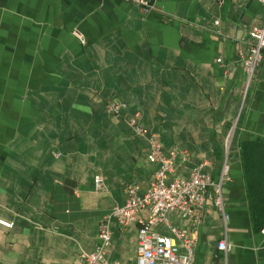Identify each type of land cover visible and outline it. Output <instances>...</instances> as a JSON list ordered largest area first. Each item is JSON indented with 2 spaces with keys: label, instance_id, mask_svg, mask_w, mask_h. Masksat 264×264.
Instances as JSON below:
<instances>
[{
  "label": "crops",
  "instance_id": "0c3cea01",
  "mask_svg": "<svg viewBox=\"0 0 264 264\" xmlns=\"http://www.w3.org/2000/svg\"><path fill=\"white\" fill-rule=\"evenodd\" d=\"M146 1L0 0V264H79L103 222L108 263L137 264L138 222L111 213L152 181L151 139L170 178L230 176L226 222L168 213L155 230L195 229L192 264H264L248 184L264 174V57L248 87L240 58L264 2Z\"/></svg>",
  "mask_w": 264,
  "mask_h": 264
},
{
  "label": "built area",
  "instance_id": "2783aa9c",
  "mask_svg": "<svg viewBox=\"0 0 264 264\" xmlns=\"http://www.w3.org/2000/svg\"><path fill=\"white\" fill-rule=\"evenodd\" d=\"M131 1L146 9V0ZM263 57L264 19L250 29L247 52L240 57L246 76V87L250 84ZM217 61H221V58H217ZM123 107V103L115 100L109 103V110L113 113H117ZM130 124L135 130H140L135 117L130 120ZM147 158L159 163L152 181L145 189H141L136 182L128 184L125 202L114 206L111 215L120 225L138 222L137 264H192L195 229L188 231L169 225L170 234H163L155 230L154 226L160 222L168 225V213L189 219L191 224L196 226L203 213L211 209L217 210L226 222L228 214L225 210L223 187L230 180L228 165L223 163L217 180L196 169L188 177L170 178L172 159L162 154L160 144L154 139L150 141ZM101 181L100 175L94 177L96 188L100 186ZM142 210L148 211L146 217H139L138 212ZM0 224L4 227L12 226V222L1 218ZM260 232L264 235V226ZM99 238L101 241L92 250L80 253L79 264H109L103 247L109 243L111 232L104 222L100 227ZM180 245L184 247L185 253L179 252ZM217 248L226 251V241L224 239L218 241Z\"/></svg>",
  "mask_w": 264,
  "mask_h": 264
},
{
  "label": "trees",
  "instance_id": "16d2710c",
  "mask_svg": "<svg viewBox=\"0 0 264 264\" xmlns=\"http://www.w3.org/2000/svg\"><path fill=\"white\" fill-rule=\"evenodd\" d=\"M248 184L252 188H255L253 190V195H251L253 196V202H251V210L252 213L256 215V219H257L256 222L261 228V226L264 225V193H257L256 190L264 189V174L263 175L260 174V176H258L257 178L254 177L249 178Z\"/></svg>",
  "mask_w": 264,
  "mask_h": 264
}]
</instances>
